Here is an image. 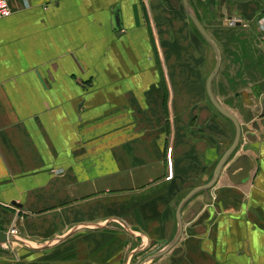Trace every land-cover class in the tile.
Segmentation results:
<instances>
[{"label": "crops", "instance_id": "1", "mask_svg": "<svg viewBox=\"0 0 264 264\" xmlns=\"http://www.w3.org/2000/svg\"><path fill=\"white\" fill-rule=\"evenodd\" d=\"M7 1L0 232L20 241L0 243V264H264V130L252 128L264 118V0H189L220 50L214 96L242 134L214 186L182 206L235 134L208 99L210 46L183 0ZM178 213L176 244L145 262Z\"/></svg>", "mask_w": 264, "mask_h": 264}, {"label": "water", "instance_id": "2", "mask_svg": "<svg viewBox=\"0 0 264 264\" xmlns=\"http://www.w3.org/2000/svg\"><path fill=\"white\" fill-rule=\"evenodd\" d=\"M183 5L186 11V14L188 16V18L190 19V21L192 22L193 26L195 27V29L197 30V32L201 35L202 39L208 44V46H210V48L212 49L214 56H215V64L214 67L212 69V71L210 72V74L208 75L207 79H206V92H207V96L208 99L211 103V105L214 107V109L220 114L222 115L224 118H226L227 120H229V122H231L234 126V138H233V142L230 145V147H228V149L225 151V153L223 154V156L221 157V159L218 161L217 166L214 169V172L210 178V180L204 184L203 186L199 187V189H195L193 191H191L181 203V206L187 202L195 193H197L198 191H204L205 193H207V191L209 189H211L214 184L216 183L219 174L221 173L224 165H226V163L228 162L227 160H229V158L232 156V154H234V152L236 151L240 139H241V127L239 124V121H237V118H235V116L233 114H231L230 112H228L226 109H224V107L219 103V101L216 99V97L214 96L213 93V81L219 71L220 68V63H221V54H220V50L219 47L217 45V43H215V41L212 39V37L208 34L207 30L205 29V27L202 25V23L200 22L199 18L197 17V15L195 14L189 0H183ZM262 127V129L264 130V118L261 119L259 122H253L252 123V128H254L255 130H260ZM238 161L234 162L231 166H230V170H232ZM247 170V169H246ZM246 173V171H245ZM207 195V194H206ZM208 196V195H207ZM180 207V206H179ZM181 208V207H180ZM180 208H179V212H180ZM202 208V203H196L194 205L193 208H191L190 212H189V217L188 219L193 218V213L195 212H199ZM208 211L203 212L202 214H200V216L198 217V219L196 220L197 223L202 222L204 219H206L208 217ZM180 213H178L177 216V231L175 234V237L173 238V240L170 242V244L161 252H159L158 254H156L155 256H152V258H149L148 260H146L145 262L156 258L158 256H161L164 252L168 251L170 248H172L178 241L180 235H181V231H182V223H181V219H180ZM0 243L1 242H7V241H20L18 240V238H16L15 236H12L11 234H7V233H2L0 232ZM0 253H4V254H8L9 250L0 246ZM162 264H166L165 261L162 262Z\"/></svg>", "mask_w": 264, "mask_h": 264}, {"label": "built area", "instance_id": "3", "mask_svg": "<svg viewBox=\"0 0 264 264\" xmlns=\"http://www.w3.org/2000/svg\"><path fill=\"white\" fill-rule=\"evenodd\" d=\"M10 14V6L7 0H0V19L8 16ZM239 21L237 18H233L228 20V24L232 25L235 22ZM259 24L261 26V28L264 31V16L259 20ZM12 233L14 232V230L11 231ZM8 248V247H5Z\"/></svg>", "mask_w": 264, "mask_h": 264}, {"label": "rangeland", "instance_id": "4", "mask_svg": "<svg viewBox=\"0 0 264 264\" xmlns=\"http://www.w3.org/2000/svg\"><path fill=\"white\" fill-rule=\"evenodd\" d=\"M208 47H209V46H208ZM209 49H210V52H211V54H212V57H211V65H210V67H208L209 69H207V74H208V75L210 74V72L212 71L213 66H214V55H213V51L211 50L210 47H209Z\"/></svg>", "mask_w": 264, "mask_h": 264}, {"label": "trees", "instance_id": "5", "mask_svg": "<svg viewBox=\"0 0 264 264\" xmlns=\"http://www.w3.org/2000/svg\"><path fill=\"white\" fill-rule=\"evenodd\" d=\"M191 24H192V22H191ZM192 26H193V24H192ZM194 27V26H193ZM195 28V27H194ZM195 31L197 32V30L195 29ZM197 34H198V36L202 39V37H201V35L197 32ZM202 41H204L203 39H202ZM205 42V41H204ZM206 43V42H205ZM219 114V113H218ZM222 116V115H221ZM222 118H223V116H222ZM226 119V118H225ZM229 121V120H228Z\"/></svg>", "mask_w": 264, "mask_h": 264}]
</instances>
